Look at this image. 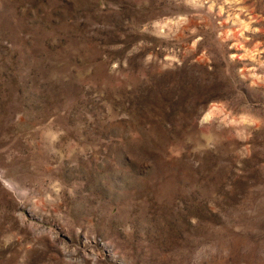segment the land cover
<instances>
[{
  "label": "rangeland",
  "instance_id": "obj_1",
  "mask_svg": "<svg viewBox=\"0 0 264 264\" xmlns=\"http://www.w3.org/2000/svg\"><path fill=\"white\" fill-rule=\"evenodd\" d=\"M0 264H264V0H0Z\"/></svg>",
  "mask_w": 264,
  "mask_h": 264
}]
</instances>
